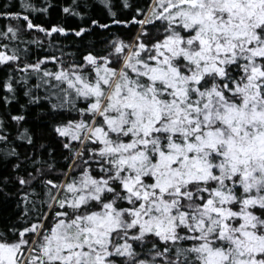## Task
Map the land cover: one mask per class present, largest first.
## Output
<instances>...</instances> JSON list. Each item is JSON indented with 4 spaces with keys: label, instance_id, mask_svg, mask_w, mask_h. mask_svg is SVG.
<instances>
[{
    "label": "trees",
    "instance_id": "obj_1",
    "mask_svg": "<svg viewBox=\"0 0 264 264\" xmlns=\"http://www.w3.org/2000/svg\"><path fill=\"white\" fill-rule=\"evenodd\" d=\"M152 1L0 0V243L13 244L23 238L26 242L22 248L26 249L40 224L42 232H49L65 213L68 219L81 218L108 203L117 214L126 216L138 203L134 197L128 198L131 194L126 189L135 181L137 171L155 161H169L171 154L172 168L182 157L202 156L201 166L209 175L177 186L170 236L160 235L154 227L141 231L130 226L111 232L108 264H203L207 248L224 249L229 245L226 240L235 236H222L218 228L211 239L198 236L200 224L194 214L209 201L229 211L225 214L229 227L239 226L244 210L264 220V74L258 80L260 104L253 108L244 101L254 99H245L240 90L246 78L245 59L231 60L219 73L205 71L196 83L189 78L184 86L182 79L197 71L182 57L171 62L176 74L168 68L156 74L160 68L154 66L148 79L126 70L132 95L126 97L122 109L114 111V123L110 126L102 115L95 116L94 106L108 91L129 45L145 47L135 60L145 61L147 66L152 47L167 35L187 37L199 31L198 24L185 29L179 19L186 14L192 21L199 10L189 0L165 2L160 19L156 15L140 26ZM155 11L160 10L156 7ZM199 16L205 19L202 13ZM255 33L264 47V25ZM258 61L264 72V54ZM99 67L112 72L106 84L97 81ZM93 90L100 94L95 96ZM182 97L186 108L181 109L198 108L192 116L215 102L226 110L211 124L191 123L171 132L165 123L175 113L166 114ZM137 103H146L145 108L148 105L150 109L158 106L156 116L147 118L160 128L151 134L160 142L141 146V152L132 158L143 159L133 167L126 161L120 163L113 152H102L90 133L104 132L115 147L138 137L145 140L127 128L131 108ZM126 113L130 115L126 117ZM116 125L125 131L115 130ZM220 142H231L232 147ZM168 145L177 146L180 154L172 153ZM256 149L263 154L261 158ZM217 163L222 164L221 174H216ZM259 163L263 170L255 167ZM140 178L142 184L153 182L149 173ZM86 179L97 185L98 192L78 207H70L68 199H76L83 191L76 184Z\"/></svg>",
    "mask_w": 264,
    "mask_h": 264
},
{
    "label": "rangeland",
    "instance_id": "obj_2",
    "mask_svg": "<svg viewBox=\"0 0 264 264\" xmlns=\"http://www.w3.org/2000/svg\"><path fill=\"white\" fill-rule=\"evenodd\" d=\"M167 1L171 0H153L144 19L140 21V26L148 22L149 19H155L156 15L160 19L164 7L162 4ZM239 1L241 2L239 3ZM189 3L194 9H199L197 13L193 14L194 19L190 21L186 14L179 19H182L181 22L186 25L185 29H191L198 24L199 31L187 37L176 34L167 35L165 40L152 47L153 53L147 66L145 61L135 60L138 55L144 52L145 47L142 46L140 49L139 46L134 48L133 43L129 45L121 68L113 74L108 91L103 96L101 95L102 99L98 103L94 102L96 103L94 106L96 117L102 115L105 122L111 126L115 121H112L114 111L118 108L122 109L123 104L126 103V97L132 95L131 82L125 77L126 70L143 74L148 79L153 74L150 67L154 66L160 68L155 72L156 74H163V70L166 68L171 74H176L171 68V62L181 57L184 61L190 60L197 71L196 73L192 71L193 75L183 78L182 86L188 82L189 78L196 83L205 71L214 70L219 73L231 60L245 59L246 78L243 79L240 90L242 94L245 93V99L252 98L254 100L244 101V103L252 104L253 108L260 104V102L257 103L258 80L264 72L259 65L258 58L264 54V47L260 44L255 29L264 25V0H189ZM156 7L160 11L156 12ZM190 11L191 9L188 10V14ZM199 12L204 15V20L199 16ZM173 18H176V15ZM96 74L97 81L106 84L112 72L99 67ZM177 81L180 82V77ZM112 86L113 88H111ZM94 92L97 96L100 91L97 94L96 91ZM139 100L144 101V98L140 97ZM185 101L183 97L180 98L173 106L174 108L166 114V116H171L175 113L174 117L165 123L166 128H169L171 132H178L182 127L191 123L196 126L211 124L219 120L226 110L224 106L221 108L215 102L214 106L206 107L200 115L192 116V111L197 113L198 108L194 106L195 109L192 111H184L181 108L183 106L186 108ZM134 103L135 101L131 100V104ZM145 104L137 103L135 108H131V116L127 119V128L134 130L133 134H141L139 136L144 137L145 140L138 137L134 142L115 147L114 144L110 145V139H107V134L104 132L95 131L89 136L96 140L102 152H113L116 160L120 163L126 161L133 167L139 166V158L143 159V156H139V158H132V156H138L142 149L141 146L160 142L158 136L151 135L152 131L157 132L160 128L154 127V122L147 118V116L150 118L156 116L158 106L155 109H150L148 105L145 108ZM119 112L122 114V110ZM251 112L255 116L256 111ZM176 113L182 114L184 117L177 118ZM128 115L130 113H126V117ZM252 118L254 119V117ZM262 123L264 125V122ZM114 127L115 130L119 128V131H125L117 125ZM146 136L147 138H145ZM220 143L223 146L227 145L226 148L232 147L231 142ZM204 144L206 142L202 143L203 146ZM171 147L168 145L171 152L178 156L179 148L175 145ZM256 151L258 150L256 149ZM262 156L263 154L258 151V157ZM234 157L231 154V158L240 161V158ZM198 159L202 161H198ZM168 160L152 162L150 165H144L142 171H137L135 181L128 184L126 189L131 194L128 195V198L134 197L138 203L133 211L129 209L126 216L122 217L117 214L112 203L104 205L101 210L92 212L85 217L81 216V218L68 219L66 213L61 218L57 216L55 219L59 218L58 222L52 224L49 232H42V224L34 230L31 242L26 249L22 248L26 242V239L23 238L13 244L0 243V264H108L106 262L109 254L107 241L110 233L118 228L137 226L139 230L145 231L154 227L161 231L160 235L170 236L172 231L169 230L174 229V227L172 229L171 223L176 217L171 212L173 208L175 210L174 203L179 195L177 186L193 178H204L209 175V172H206V169L201 166L204 163L202 156L199 157L196 154L191 157H182L181 162L179 161L174 168L169 167L174 161V155L171 154ZM255 167L259 169L261 164L259 163ZM215 168L217 169L216 174L223 173L222 164L217 163ZM245 168L247 169V167ZM246 169L243 168V170ZM144 173H149L153 182L142 184L140 176ZM76 186H79L83 191L76 199H68L67 204L70 207H78L90 195L94 196L98 192L97 185L90 179L77 183ZM76 186L73 188H77ZM154 188L157 190L154 191ZM164 198L169 201H165ZM230 199L228 198V200ZM209 202L198 208L194 214V218L198 221L197 224H200V229L197 231L201 234L198 236L211 239L214 229L218 228L220 235L227 237L235 235L232 237L237 239L229 237L226 240L229 245L224 249L207 248L203 264H225V262L229 264H264V255L259 257L264 252V220L260 221L259 218H254L244 210L241 212L243 218L240 219L239 226L229 227L230 224L225 222V214H229V211H224L218 205Z\"/></svg>",
    "mask_w": 264,
    "mask_h": 264
},
{
    "label": "bare ground",
    "instance_id": "obj_3",
    "mask_svg": "<svg viewBox=\"0 0 264 264\" xmlns=\"http://www.w3.org/2000/svg\"><path fill=\"white\" fill-rule=\"evenodd\" d=\"M51 184V183H50ZM52 186H54L53 184H51Z\"/></svg>",
    "mask_w": 264,
    "mask_h": 264
}]
</instances>
